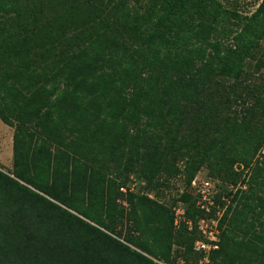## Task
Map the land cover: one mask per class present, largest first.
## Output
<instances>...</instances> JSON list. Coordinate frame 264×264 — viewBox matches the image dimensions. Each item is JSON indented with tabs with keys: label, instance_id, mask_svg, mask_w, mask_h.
Segmentation results:
<instances>
[{
	"label": "trees",
	"instance_id": "1",
	"mask_svg": "<svg viewBox=\"0 0 264 264\" xmlns=\"http://www.w3.org/2000/svg\"><path fill=\"white\" fill-rule=\"evenodd\" d=\"M262 70L264 0H0V264H196L202 170L246 185L211 261L264 264Z\"/></svg>",
	"mask_w": 264,
	"mask_h": 264
},
{
	"label": "built area",
	"instance_id": "2",
	"mask_svg": "<svg viewBox=\"0 0 264 264\" xmlns=\"http://www.w3.org/2000/svg\"><path fill=\"white\" fill-rule=\"evenodd\" d=\"M256 163H260L264 166V147L255 158ZM242 169L243 167H238ZM140 183H143L140 179L134 175L130 176L128 183L120 188V192L127 195L129 193H136L139 189ZM222 186L219 180L210 178L206 171H201L191 182L189 191L197 199L198 209L204 213V217L198 220V232L200 238L197 239L193 246V251L200 254L201 257L196 264H213L211 261V253L218 250L221 241V230L219 228L220 221L223 218L227 208L231 203V198L238 190L246 189V185L238 184L237 186H228V192L223 193L220 190ZM180 193H183V189ZM230 194V195H229ZM153 197V195H150ZM120 203L128 208L127 201L121 200ZM175 215V226L179 227L181 223H185L192 229V223L186 219L185 204L178 201L173 207ZM158 264H169L162 261H155ZM174 264H193V262H187L183 257H177Z\"/></svg>",
	"mask_w": 264,
	"mask_h": 264
},
{
	"label": "rangeland",
	"instance_id": "3",
	"mask_svg": "<svg viewBox=\"0 0 264 264\" xmlns=\"http://www.w3.org/2000/svg\"><path fill=\"white\" fill-rule=\"evenodd\" d=\"M225 7L229 10H236L241 15H251L259 6L261 0H222ZM264 73V70H262ZM13 134L14 129L6 126L0 120V169L5 172H10L13 166ZM206 171V170H203ZM207 172V171H206ZM144 183V182H143ZM143 184L140 183L139 189L141 190ZM176 189L167 190L165 192L166 202H171L170 198L174 197L177 192H181V183H175ZM161 202H164L161 200Z\"/></svg>",
	"mask_w": 264,
	"mask_h": 264
}]
</instances>
